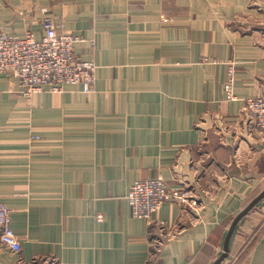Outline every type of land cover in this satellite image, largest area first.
Wrapping results in <instances>:
<instances>
[{
  "label": "crops",
  "instance_id": "obj_1",
  "mask_svg": "<svg viewBox=\"0 0 264 264\" xmlns=\"http://www.w3.org/2000/svg\"><path fill=\"white\" fill-rule=\"evenodd\" d=\"M46 16L80 38L93 91L26 98L0 75V204L21 245L0 244V264H213L264 190V138L244 112L264 99V0H0L8 34L40 40ZM155 177L199 205L133 217L129 187ZM155 222L168 233L158 251ZM221 264H264V198Z\"/></svg>",
  "mask_w": 264,
  "mask_h": 264
},
{
  "label": "built area",
  "instance_id": "obj_2",
  "mask_svg": "<svg viewBox=\"0 0 264 264\" xmlns=\"http://www.w3.org/2000/svg\"><path fill=\"white\" fill-rule=\"evenodd\" d=\"M43 11H46L45 9ZM41 26L44 35L36 40L32 33L24 38L0 31V75L15 78L21 93L30 98L42 92L62 93L67 86H80L82 92L93 91L97 69L93 60L84 61L74 54V45L80 38L58 32V24L44 17ZM233 63L227 71L224 85L226 100L235 99V74ZM244 112L258 134L264 138V99L250 97L245 100ZM127 201L133 217L151 224L153 215L166 202H175L184 207L199 205L193 189L170 190L161 177L135 181L129 187ZM156 232L150 244L158 251L168 238L163 222H155ZM0 244L12 254L21 250L20 240L11 228L8 207L0 204Z\"/></svg>",
  "mask_w": 264,
  "mask_h": 264
},
{
  "label": "water",
  "instance_id": "obj_3",
  "mask_svg": "<svg viewBox=\"0 0 264 264\" xmlns=\"http://www.w3.org/2000/svg\"><path fill=\"white\" fill-rule=\"evenodd\" d=\"M263 198L264 190L258 194L239 214H237V216H235L223 242L222 253L216 258L213 264H221L226 259L228 256L229 243L237 225Z\"/></svg>",
  "mask_w": 264,
  "mask_h": 264
}]
</instances>
